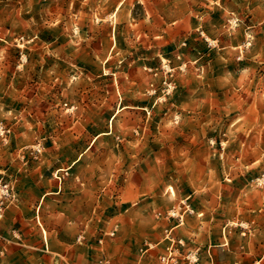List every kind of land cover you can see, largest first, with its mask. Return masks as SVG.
<instances>
[{"label":"rangeland","instance_id":"374dc122","mask_svg":"<svg viewBox=\"0 0 264 264\" xmlns=\"http://www.w3.org/2000/svg\"><path fill=\"white\" fill-rule=\"evenodd\" d=\"M136 210L264 264V0H0V234Z\"/></svg>","mask_w":264,"mask_h":264},{"label":"crops","instance_id":"0c3cea01","mask_svg":"<svg viewBox=\"0 0 264 264\" xmlns=\"http://www.w3.org/2000/svg\"><path fill=\"white\" fill-rule=\"evenodd\" d=\"M47 196L48 193L43 194L41 202ZM139 216L141 210L130 214V222L122 226L115 240L107 239L105 246L96 245L99 235L92 231L86 241L77 242L85 231L68 215L65 219L61 217L53 229L38 221L37 225L32 224L30 232L23 218L17 222L15 218L8 220L6 232L0 234V264H164L160 257L171 244L165 241L155 217L151 216L145 226ZM192 222L188 219L176 235L186 243L180 250L200 252V264H262L247 248L241 251L225 248L221 231L208 230L200 224L193 227Z\"/></svg>","mask_w":264,"mask_h":264},{"label":"built area","instance_id":"2783aa9c","mask_svg":"<svg viewBox=\"0 0 264 264\" xmlns=\"http://www.w3.org/2000/svg\"><path fill=\"white\" fill-rule=\"evenodd\" d=\"M114 234H115V232H112V233H111L112 236H114ZM162 262H163L164 264H168L169 260H168L167 258L163 257V258H162Z\"/></svg>","mask_w":264,"mask_h":264}]
</instances>
